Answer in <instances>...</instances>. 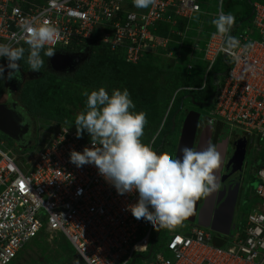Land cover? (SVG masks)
I'll use <instances>...</instances> for the list:
<instances>
[{"label":"built area","instance_id":"1","mask_svg":"<svg viewBox=\"0 0 264 264\" xmlns=\"http://www.w3.org/2000/svg\"><path fill=\"white\" fill-rule=\"evenodd\" d=\"M224 3L217 0V12L211 13L200 0H156L143 9L133 0H0V43L26 44L15 43L21 24L47 18L59 29L52 47L60 53L86 54L85 45L93 44L122 53L132 65L146 55L177 58V64L182 57L189 73L201 63V86L183 88L197 91L206 87L208 75L222 59L225 67L213 77L215 91L206 118L228 133L239 132L235 134L246 139L250 151H264V4L252 2L250 22L235 33L231 29L241 45H253L236 50L234 57L221 50L223 39L212 23L221 11L226 13ZM196 16L201 17L198 33L204 28L205 37L192 38L183 53ZM208 22L213 27L209 31ZM172 44L177 51L171 50ZM165 120L148 143L152 149ZM49 126V137L26 150L15 152L0 140V264H12L43 234H59L84 264H135L148 253L155 233L151 223L127 210L137 202L138 192L119 195L94 165L77 168L69 153L91 148L90 137L85 133L76 138V130L67 125ZM255 177L256 202L247 214L238 215L227 236L185 221L187 231L169 235L142 264H264V159ZM213 237L221 238L223 245L216 246Z\"/></svg>","mask_w":264,"mask_h":264},{"label":"clouds","instance_id":"2","mask_svg":"<svg viewBox=\"0 0 264 264\" xmlns=\"http://www.w3.org/2000/svg\"><path fill=\"white\" fill-rule=\"evenodd\" d=\"M155 3L156 0H133L134 6L141 9ZM212 23L216 34L223 39L221 47L223 52L235 57L236 50H246L253 46L251 42L241 45L238 38L230 35L235 24V16L232 13L221 11ZM59 36L58 27L47 18L34 17L21 24V32L15 35V43L23 41L28 45L26 63L30 71L40 72L45 67L43 57L51 58L55 53H60L52 47ZM25 51L24 47L14 46V43H0V57L7 59V69L10 70L5 71L4 66H0V77L5 71V77L8 74L9 78L8 85L13 76L19 79V72L22 71L19 70L18 62L25 58ZM68 55L80 57L81 54ZM82 95L86 97V105L74 120L76 138H81L82 133L87 132L90 136L91 148L84 147L82 152L70 151V162L77 168L94 165L119 195L138 192L137 202L128 205L127 210L135 219L143 218L155 229L148 253L138 256L135 260L142 261L157 248L159 239L155 237L156 230L174 231L178 226H182L183 222L193 214L197 200L219 190V177L216 173L222 167L221 154L213 143H209L201 151L185 147L182 149V155L176 158L168 153H157L151 145L142 142L147 125V114L144 111L133 110L135 105L126 88L113 89L110 95L104 87L90 92L85 89ZM31 121L34 127V121L32 119ZM207 123L211 126L214 121L209 120ZM67 131L68 128L63 130L64 133ZM32 140L33 132L31 144L34 142ZM11 143L17 148L12 141ZM199 209L197 207L196 215ZM196 215L191 224L197 225ZM235 215L234 212V217ZM233 224L232 221V226ZM46 235L43 234L36 240L49 238L65 250L64 246L59 244L61 241L73 253L70 245L59 234L53 238Z\"/></svg>","mask_w":264,"mask_h":264},{"label":"trees","instance_id":"3","mask_svg":"<svg viewBox=\"0 0 264 264\" xmlns=\"http://www.w3.org/2000/svg\"><path fill=\"white\" fill-rule=\"evenodd\" d=\"M200 1L203 4L204 0ZM216 1L217 0H215V2ZM254 1L264 4V0H225L223 10L235 16V24L233 25L232 33L238 30L240 31L244 25L250 22L252 12L251 3ZM205 29L209 31L213 29V27L208 22L205 25ZM174 39H176V37H174ZM21 47H24L26 51L25 58L18 62L20 65L19 70L25 73L31 72L34 76L22 85L17 96V102L33 121L40 120L45 124H63L76 130L74 124L75 119H72L71 112L65 109V105H78L80 110L83 111L86 105V97L83 96L82 93L85 89L90 92L104 87L110 95L113 89L123 90L126 88L135 105L133 110L136 112L144 111L147 114V125L144 129L142 142L148 144L158 130L164 116V107L167 103L166 98L162 99L159 97L165 94L161 93L159 85L165 82L167 86L171 88L173 81L171 79L169 80V78L165 77L161 72L145 67V65L149 63V60L156 56L146 55L142 61L132 65L125 62L124 56L120 52H111L109 48L104 45L94 46L93 44H87L85 45V48H87L85 58L74 72L56 74L47 67L48 57H43L45 60V67L42 68L40 72L30 71L26 63L28 45L24 44L21 45ZM55 51H57V49H55ZM6 62L7 59L2 58L0 60V66H4ZM222 62V59L216 62L215 67L207 77L206 87L203 90H186L190 103L197 101L199 103H208L215 91L212 82L213 77L225 67ZM202 71L201 63H197L189 73H186L183 68L181 71L182 74L178 76L179 84L182 85L183 88H199L202 82ZM4 73L3 76L0 77V99L5 90ZM74 86L81 88V91L79 92L78 98L74 97V100L71 102L69 100L72 95L71 88ZM159 99L163 100V102ZM211 108L212 105L204 107L206 112ZM176 112H178V109L172 112L165 121L164 126L166 125L167 129H162L158 136V140L161 139V142L162 140L164 141L165 134H173L175 126L173 118ZM85 133L87 132L82 134ZM87 135L89 136L88 133ZM5 139L11 142L9 139ZM48 240L50 239H43L41 248L49 250L54 256L66 255L72 264H84L75 253L70 252L68 254L62 246L52 241L48 242ZM50 245L54 246L49 249ZM22 252L18 254L12 264L17 263L23 254Z\"/></svg>","mask_w":264,"mask_h":264},{"label":"rangeland","instance_id":"4","mask_svg":"<svg viewBox=\"0 0 264 264\" xmlns=\"http://www.w3.org/2000/svg\"><path fill=\"white\" fill-rule=\"evenodd\" d=\"M203 3H204L203 4L204 8H206L207 11L211 13L217 12L215 0L210 1V2L208 0H204ZM200 20H201V17L196 16L194 17L192 21H190V29L186 34V39L183 41V44L186 46L185 48H183V53L189 50L188 46L192 45L191 44L192 38L202 39L205 37L204 28L201 29V33H198V30L200 29ZM176 39L178 40L179 38L176 37ZM171 48H172L171 49L172 51L174 52L177 51L176 50L177 46H175V44L174 45L172 44ZM176 62H177V58L173 59V58H167L163 56H160V57L156 56L155 58L150 59L149 63L145 65V67H147L148 69L156 70L157 72L159 71L162 74H164L165 77L169 78V80L171 79L173 81L171 88H169L165 82L159 85V88L161 89L160 90L161 93H165L163 95H160L159 97L162 99L166 98L167 100L166 106L164 107L165 110H164V116H163V118L166 117V120L172 112L178 109V112H176L173 118L174 119L173 122L175 123V126H174L175 131L172 134L173 136L165 134L164 141L162 140L161 142V139H159L153 146V150L156 151L157 153H168L171 156L173 155V152H174L173 148L175 146L176 140H178L179 138V129H181L180 123L183 119V116H184L183 114H185L186 111L194 110L193 108L194 104L190 103L188 100V97H187L188 92H186V90L183 89L182 85L179 84L178 76L182 74L181 71L183 69V58L180 57L178 64ZM4 67H5V71L9 70L7 69V62L5 63ZM26 73L23 72V74L25 75V82L34 76V75H31L27 77L28 74ZM4 75H6V72L4 73ZM6 86H7V83L5 81V87ZM71 89H72L71 90L72 95L70 96L69 100L72 102V100H74V97L78 98L81 88H79L78 86H74ZM159 100L163 102V100L161 99ZM198 103H195V104H198ZM10 105L11 103L7 99L0 101V108L5 109L4 111L9 110L8 108ZM65 109L71 112V116L73 117L72 119H75L76 115L81 112L79 106L78 105L73 106V104L65 105ZM204 111L205 112L203 113V116L206 113L205 109ZM50 129L51 127L50 126L48 127V124H45L43 121L34 120V129H33L34 130L33 131L34 142H36L37 140L43 141L45 138L49 137V133H51V131H49ZM162 129H167L166 125L165 126L163 125ZM235 133L239 134V132L235 130L230 131L231 136L234 135ZM2 136L3 135H1L0 133V139H2L8 147H10L15 152L19 150L11 142L6 140L4 136L3 137ZM175 137H176V140H175ZM170 149H171V153L169 151ZM262 159H264V151L262 150L260 151H257L255 149H253L252 151L249 150L246 156L244 163L245 164L247 163L248 167L244 168L245 169L244 172L248 179L253 177L252 179L253 184L251 185L252 188L245 194V198L242 199L240 207L238 208V212H236V215L233 219V223H235L238 215L240 216L241 214H244V215L247 214V212H249L252 207V203L256 202V199L253 197L252 189L255 188V185L258 184V179L255 177V173ZM186 231H187V223L185 221L183 222L182 226H178L174 231H169L167 229H160V231L156 230L155 237L156 239H159L156 246H158L162 242L163 239L167 238V236L174 235V234H184ZM159 235H160V238H159ZM42 242L43 240L41 239V240L33 241L32 245L29 244L27 249L23 251V254L21 255V257L15 264H71L70 259L66 255L54 256L49 250L41 248ZM48 242H51V240H48ZM59 244H62L65 250L68 251L67 253L69 254L70 248L61 241H59ZM53 246L54 245H50L49 249L52 248ZM135 264H142V261L139 260Z\"/></svg>","mask_w":264,"mask_h":264},{"label":"water","instance_id":"5","mask_svg":"<svg viewBox=\"0 0 264 264\" xmlns=\"http://www.w3.org/2000/svg\"><path fill=\"white\" fill-rule=\"evenodd\" d=\"M79 64V56L55 53L53 57L47 58V67L50 71L56 74L72 73L79 66ZM17 80L18 78L13 76L7 88L6 93L11 103L8 108L9 110L4 111L5 109L0 108V133L10 139L19 150H25L31 145L32 121L26 111L16 100L12 98L13 91L15 90L14 85L17 84ZM209 103H211V100ZM209 103L206 104V106H208ZM198 118L199 114L194 111L188 112L185 116L179 134L174 158L182 155L183 148L193 147ZM225 130L228 132V129L225 128ZM210 136L211 127L209 126L203 128L195 146V150L201 151L206 148L210 143ZM241 143L242 142L240 141L237 143V148L228 162V165L232 164V171L238 172V174L234 178L228 180L220 192L216 191L206 197H203L202 205L196 215L199 201L197 200L194 206L193 214L185 221L193 223L196 215L197 217L195 220L198 226L208 228L212 232L222 236H227L229 234L235 212L236 199L241 178V169L245 159V151ZM216 146L224 163L226 139L219 141ZM221 170L222 167L216 173L219 177V182ZM257 185H255V188ZM212 241L216 246H222L224 243V241L219 237H213Z\"/></svg>","mask_w":264,"mask_h":264},{"label":"flooded vegetation","instance_id":"6","mask_svg":"<svg viewBox=\"0 0 264 264\" xmlns=\"http://www.w3.org/2000/svg\"><path fill=\"white\" fill-rule=\"evenodd\" d=\"M84 58H85V54H81L80 55V63L83 61ZM8 72H9V70H8ZM26 74H28L27 77L31 76V73H26ZM19 75H20V77L17 80L18 83L16 82L17 84L14 85L15 90L13 91V96H12V98L16 101H17L18 93H19L22 85L25 82V75L23 74V72L22 73L19 72ZM5 81H6L7 86H8V81H9L8 74L5 77ZM6 92H7V89L4 90V93H3L0 101L7 99L10 102V99L8 98V95ZM195 103H198V102H192V104H194V106H193L194 110L186 111V113L183 114L184 116H183V119L180 123V126L182 127L183 120H184L185 116L187 115V113L190 111H194V112L199 114V118L197 121V127H196V131H195L194 144L192 147V149H194V150H195V146L198 142L199 136L201 134V131L203 130V128L209 127V125L207 123V121H209V120L206 118L205 114L203 116V113L205 112L204 107H206V104L205 103H198L199 104L198 105ZM210 127H211L210 143H213L216 145L219 141L226 139V151H225V155H224L225 159H224V163H223L222 170L220 173V182H219L220 187L218 190V192H220L222 190L223 186L225 185V183L228 180L234 178L238 174V172L232 171V164L228 165L229 160L231 159L232 155L234 154V152L237 148V143L239 141L242 142L241 144L243 145V149L245 151V159H246V156L250 150V147L246 143V139L243 136L236 135V134L231 136V134L226 132L225 128L221 124L214 123ZM33 129H34V127L32 124V132L34 131ZM180 131H181V129H179V134H180ZM32 142H33V140H32ZM177 142H178V140H177ZM177 142L175 144V150H174V153L172 155L173 158L175 157ZM169 151L171 153V149ZM245 167L247 168V163L245 164L243 162V166L241 169V178H240V183H239V189H238L236 205H235V214H236V212H238V208L240 207L243 196L252 188L251 185L253 184L252 183L253 177L248 179L247 176L245 175V172H244ZM202 199H203V197L200 198L198 201V208H200V206L202 205Z\"/></svg>","mask_w":264,"mask_h":264}]
</instances>
